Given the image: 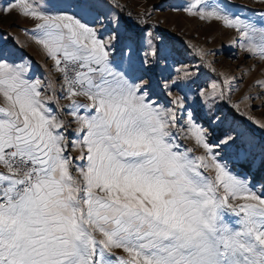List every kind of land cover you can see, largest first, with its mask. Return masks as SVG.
Returning a JSON list of instances; mask_svg holds the SVG:
<instances>
[{
    "label": "rangeland",
    "instance_id": "rangeland-1",
    "mask_svg": "<svg viewBox=\"0 0 264 264\" xmlns=\"http://www.w3.org/2000/svg\"><path fill=\"white\" fill-rule=\"evenodd\" d=\"M110 1L144 29L0 0V149L36 174L14 200L0 162V264H264V0ZM81 7L96 56L71 57L99 71L70 94L52 66Z\"/></svg>",
    "mask_w": 264,
    "mask_h": 264
},
{
    "label": "built area",
    "instance_id": "built-area-1",
    "mask_svg": "<svg viewBox=\"0 0 264 264\" xmlns=\"http://www.w3.org/2000/svg\"><path fill=\"white\" fill-rule=\"evenodd\" d=\"M52 68V74L56 80L54 82L63 91L70 94H78L82 90L84 82L89 77L86 76L89 75L88 73H98L99 71V66L96 64L62 55L56 57ZM0 157L2 159V169L10 172V175L18 182L11 191L14 200H17L21 195L30 194L36 182V174L32 163L11 147L2 148ZM10 202L7 197H0V209L7 208Z\"/></svg>",
    "mask_w": 264,
    "mask_h": 264
},
{
    "label": "crops",
    "instance_id": "crops-1",
    "mask_svg": "<svg viewBox=\"0 0 264 264\" xmlns=\"http://www.w3.org/2000/svg\"><path fill=\"white\" fill-rule=\"evenodd\" d=\"M81 8H83L85 10L86 16L84 18H80V20L79 19L75 20L74 18H70V19L68 18L69 20L64 22V24H63L64 26L59 21L56 22L59 25L61 24V26H63L62 28L67 30V38H68V40H71L70 43H65L63 45V47H61V51L64 55H68L70 57L71 56H73V57L84 56V57H88V58H94L96 56L95 54H92L91 52H87L88 50L84 49V48H86V46H89V44L82 39H81V41H83V42H79V44H78V42L76 41V36L73 35L72 30H71V26H75L77 28V30L81 31V29L84 28V26H82V25L91 26L94 24V23L93 24L87 23V20L91 19V13H90L91 8H89V7H81ZM53 21L55 22L56 19H53ZM71 37L73 39H69ZM74 40H75V43L78 47V51H73V47L75 45ZM6 147H11V148L16 149L19 153L21 152L19 150L18 146L16 147L13 143H9V146H6ZM20 154L25 156V153H23V152H21ZM0 162H2L1 157H0ZM10 179H15V178L10 177ZM17 183H18L17 180L13 181V185H15Z\"/></svg>",
    "mask_w": 264,
    "mask_h": 264
},
{
    "label": "trees",
    "instance_id": "trees-1",
    "mask_svg": "<svg viewBox=\"0 0 264 264\" xmlns=\"http://www.w3.org/2000/svg\"><path fill=\"white\" fill-rule=\"evenodd\" d=\"M105 2L108 3L109 5H111L112 8L120 15L123 29L126 32H132L133 31V33L137 34V33H139L140 31H142L144 29V26L140 28V27H138L136 25H132V24H130V22H128V18L134 16L131 12H129V10H127L126 8L120 6V5L116 4V3H112L110 0H105ZM160 32L161 33H165L163 31H160ZM162 35L164 36L165 34H162ZM169 39L174 40L176 38L169 37ZM62 119H64L63 116H62ZM241 165H242L241 168L246 169V164L241 163ZM261 172H262V170H257L256 169L255 171L252 172V176H254L257 179V181L259 180V181L264 182V179H262V178L260 179L261 176H264V173L261 174Z\"/></svg>",
    "mask_w": 264,
    "mask_h": 264
}]
</instances>
